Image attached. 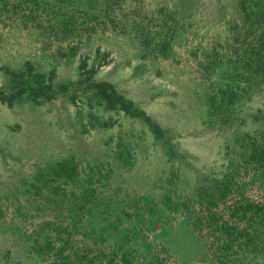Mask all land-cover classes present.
Wrapping results in <instances>:
<instances>
[{
	"label": "rangeland",
	"instance_id": "rangeland-1",
	"mask_svg": "<svg viewBox=\"0 0 264 264\" xmlns=\"http://www.w3.org/2000/svg\"><path fill=\"white\" fill-rule=\"evenodd\" d=\"M0 264H264V0H0Z\"/></svg>",
	"mask_w": 264,
	"mask_h": 264
}]
</instances>
